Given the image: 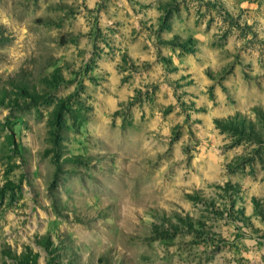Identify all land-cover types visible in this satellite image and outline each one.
<instances>
[{
	"label": "rangeland",
	"instance_id": "1",
	"mask_svg": "<svg viewBox=\"0 0 264 264\" xmlns=\"http://www.w3.org/2000/svg\"><path fill=\"white\" fill-rule=\"evenodd\" d=\"M0 264H264V0H0Z\"/></svg>",
	"mask_w": 264,
	"mask_h": 264
},
{
	"label": "trees",
	"instance_id": "2",
	"mask_svg": "<svg viewBox=\"0 0 264 264\" xmlns=\"http://www.w3.org/2000/svg\"><path fill=\"white\" fill-rule=\"evenodd\" d=\"M15 82V78H9L8 80H6L5 81V83L7 84V85H9L10 87H15V85L13 84ZM21 91H24V93L26 94V95H29V90H28V87L26 86V84L24 85V84H22V89H21ZM216 123H217V125H220V123H221V121H219V120H216ZM222 125V124H221ZM222 127H227V129H237V127H235V126H232V125H226V126H223L222 125ZM25 261H26V258H25Z\"/></svg>",
	"mask_w": 264,
	"mask_h": 264
}]
</instances>
